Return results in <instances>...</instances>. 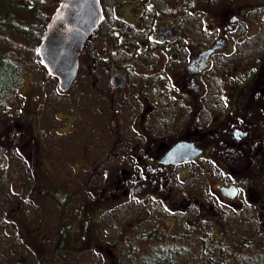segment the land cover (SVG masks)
<instances>
[{
    "label": "flooded vegetation",
    "instance_id": "af4514ba",
    "mask_svg": "<svg viewBox=\"0 0 264 264\" xmlns=\"http://www.w3.org/2000/svg\"><path fill=\"white\" fill-rule=\"evenodd\" d=\"M194 1L203 4L204 9L193 7L186 14L196 12L195 17L205 18V0ZM214 1L212 25L215 26L210 29L214 36L208 41L195 38V30L204 37L201 28L190 30V34L182 23L184 13H175L173 0H166L165 9L158 7L156 0L102 3L105 17L85 40L69 89L72 85H81V99L85 98L90 105L95 100V107L110 104L113 115L107 114L108 124L118 126L124 143L115 185L124 192L131 185L133 190L152 188V196L161 211L185 213L188 227L192 223L204 230L206 222L226 220L224 211L232 212L230 221L240 225L258 221L261 228L256 231L234 228L237 235L229 243L236 260L244 254L242 250L255 247V252L248 255L250 262L263 264L264 41L255 40L260 21L259 17L252 16L254 6L250 0ZM106 9L118 12L115 16L118 25H113V30L106 25ZM134 9L138 12H133ZM261 9L263 21L264 2ZM202 23L204 27L205 22ZM252 24L256 25L254 29ZM191 26L195 27V21ZM112 31L117 37H112ZM193 41L204 44L197 48ZM177 64L179 71H175ZM115 73L119 74L118 85L112 82ZM19 94L27 103L18 109L12 108L15 103L6 104V113L0 117V172L10 173L8 170L12 169L17 155L21 156L33 172L35 183L31 195L36 198L31 197L29 201L37 206L41 204L40 197H45L49 206H57L66 213L71 209L72 200H61L57 180L49 179L43 191L34 177L41 178L36 170L41 169L40 155L45 153L48 134L64 131L68 124L64 121L46 126L44 123L38 132L36 118L44 114L35 111L40 107V93L33 91L29 99L22 90ZM58 111L55 116L61 120L65 114ZM86 113L91 122L94 113L90 109ZM70 115L74 120L78 117L73 112ZM125 122H130L135 138H141L138 144L136 140L130 146L123 140L127 135ZM172 150L173 158L166 159ZM183 155L182 160H175ZM86 170L92 172L93 164ZM172 176L179 179L181 187L177 182L172 185ZM229 188L235 192L233 196ZM81 204L80 223L75 225L69 217L64 222L60 218L50 226L44 210L38 218L40 224L32 225L28 222V210L22 203H15L10 208L12 215L3 214L1 218L5 224L6 221L14 223L16 230L0 222V234L11 235L24 243L32 256L39 259L30 264H60L63 251L74 247L92 248L89 244H94L99 251L110 252L112 245L100 242L101 237L94 235L91 228L99 227L107 219L106 213L116 205L99 196L85 198ZM154 204L141 205L145 214L137 215L138 218H148L147 213H151ZM170 223L172 226L173 220L167 224ZM169 233L171 238L173 232ZM71 234H78L85 244L73 246L78 238L72 239ZM119 241L117 236L114 247ZM7 250L5 256L16 252L13 246ZM112 256L119 257L120 262L121 256L116 253ZM14 263L13 259H7L6 264ZM0 264H3L1 260Z\"/></svg>",
    "mask_w": 264,
    "mask_h": 264
},
{
    "label": "rangeland",
    "instance_id": "374dc122",
    "mask_svg": "<svg viewBox=\"0 0 264 264\" xmlns=\"http://www.w3.org/2000/svg\"><path fill=\"white\" fill-rule=\"evenodd\" d=\"M18 1L20 0H0V57L2 53L5 52L6 56L17 59L23 67V76H26L23 84L21 85L20 83V85L9 94V98H6L8 95L1 98L0 117L6 113V104L15 103L12 107L13 109H18L24 105L26 100L25 98L23 100V96L19 94L21 90L28 96V99L31 97L32 92L36 91L40 93V107L38 105L35 111L44 113L42 116L38 114L36 118L38 132L44 123L46 126L64 121L68 124L66 126L68 129L63 128L64 131L59 133L50 132L48 134L49 141L43 148L45 153L40 155L41 169L36 170L37 173L41 175V178L35 179L34 177V180L41 186V189L45 191L49 179L53 180L55 178L57 180V188L59 189L60 197L62 198L61 200L63 201L67 194H71L69 198L72 200V205L70 211L67 210L66 213L57 206H54L55 208L49 206L44 200L45 197H40V200H42L40 205H33V202L29 201L31 197L36 198L31 195L34 193L33 189L35 185L32 176L33 172L26 167V163L22 157L17 155L12 169L8 170L10 173H4L5 171L0 172V222L3 223L4 226L12 225L14 226V230H16L14 223L6 221L5 224L1 217L3 214L12 215L10 209L12 205L15 203H22L28 210L27 216L29 224L39 225L40 221H38V218L41 217L44 210L45 214H48L49 222L47 223L50 226H54L56 220L59 221L60 218H62V222H64L69 217L73 218L75 225H77L80 223L82 217L79 211L82 207V200L85 198H93L94 196H99L100 198L106 197L109 204L116 206L106 213L108 217L107 219L104 218L103 223L100 224L99 227L95 229L91 228V230L94 235L99 234L101 238H98V240L100 242H107L109 243L108 245H112L110 252H105L104 249L99 251L94 244H89L92 246V248L89 249L74 247L61 253L60 264H132V261H134V264H143V260L149 259L150 257L153 259V254L156 252V249L161 247L164 243L174 244V249L172 251L178 250L179 248L183 250V253L174 252L176 253V258L173 264H198V254H200L202 259L205 257V254L203 255L200 253L203 243H201L198 236L195 235L196 233L198 235L203 233L201 228H197L191 223L189 227L190 234L184 235L181 238L182 241L177 238L173 242V239L170 238L171 234L169 233L167 223H169V220L170 222L173 220L176 231L182 232L183 234L188 227V219L185 213H168L167 211H161L158 206L159 203L155 201V197L152 196L154 194L151 191L153 190L152 188L133 190L134 185H131L128 181L131 185L130 189L124 192L115 185L120 174V172H118V163H121L119 160L121 157V149L124 148V143L121 141L120 133L117 129L118 126L114 123L112 125L115 126H110L108 124L110 119L107 117V114L113 115L110 104H99V106L95 107V100L93 105L86 103V99H81L80 97V89L82 90L81 85H72L70 89L68 88L69 90H62L63 93L59 92L58 79L50 75L45 69L47 72L46 74L39 65L41 62L37 51L39 44L34 48L31 41L23 37L22 34L14 32L13 27L11 28L10 24H7V22L12 19L10 17L11 13L14 14L16 12L15 9H17V6L15 3ZM60 1L61 0H47L46 3L42 4L43 10L41 12L43 17L42 20L44 21L43 26L47 17L49 16L50 18ZM106 1L110 2L112 0H102V3ZM156 1L158 7L165 9L166 0ZM263 2L264 0H250V3L254 6V9L251 11L252 16L254 14L256 18L259 17L260 21L257 25L260 27V31L255 37L256 41H264V20L262 21L260 19L263 14V10L261 9ZM214 3L210 4V7L205 8H211L209 12L206 11L205 18L201 16L195 17L197 14L196 12L191 15L186 14V12L189 10L191 11L193 7L204 9L203 4L199 2L193 4L191 0H183V2L173 0L172 4H174L175 13L179 15L184 13L182 23L185 25V28L189 30L190 34V30L197 27L201 28L200 30L205 34L204 37L202 38L201 33L195 30L197 35L195 38L208 41L214 36V31L210 32V29L215 26L212 25L215 22V17L213 16ZM133 12L138 11L134 9ZM152 12L155 13L154 11ZM117 14L118 12L114 13L112 10L109 11V9H106V25L108 27L118 25L117 18L115 17ZM26 18L25 22H30V16H26ZM20 21H22V19H20ZM193 21H195V27L191 26V22ZM203 21L205 22L204 27ZM255 27L256 25L252 24V29ZM203 44L204 43L195 41L193 46L198 48ZM20 56L22 57L21 59ZM175 66V71H179L177 68L179 67L178 64ZM157 69H161V67H157ZM127 94H129V91H127ZM94 95L97 96L96 93H94ZM116 104L118 105V103ZM116 104L115 107L117 106ZM87 108L94 113L91 122L89 120V115L86 113L89 112ZM57 110L65 114L61 120L55 116ZM37 112L35 113L37 114ZM72 112L73 114H78L75 120L73 116L70 115ZM129 121L132 122V119L129 118ZM130 122H125V133L127 135L123 140H125L126 144L131 146L136 140H138V144L141 138H135L136 132L130 128ZM54 145H57V147H53ZM91 164H93L92 172L86 170V168L89 169L91 167ZM171 178L174 181L172 185L176 182L181 184V182L178 181L179 179L175 178V176ZM181 186L182 184L180 187ZM28 187H30V192L28 191ZM70 200H67V202ZM145 202H155V204L152 205L153 210L151 213H147L150 215L148 218H138L137 215L145 214L142 212L143 206H141ZM88 204L89 202L87 204L85 203V206ZM32 210L35 212L32 213ZM224 213L227 217L226 220L221 222H206V229L211 228V230H215L216 234L222 236L227 242L231 241V239L237 235V231L233 232L234 228L242 231L245 229L256 231L261 228L258 221L244 222L243 225H240L239 222L230 221L232 212L224 211ZM86 214H89V212ZM253 217H255V215H253ZM1 229H4V227H1ZM222 229L226 231L224 235ZM106 231L107 235L104 236L103 234ZM149 235H152V237H149ZM117 236H119L121 241H119L117 247H114L116 246L114 241ZM262 237L263 236H258V238ZM71 238H78V242L76 240L73 241V246H80L82 245L81 243H83V245L85 244L84 239L80 236L78 237V234H71ZM0 246V260L3 264L7 263V259H13L15 262L14 264H30L39 261L37 257L32 256L34 254L23 242L11 235L8 236L7 234L1 233ZM12 246L16 249V252L10 254V256H5L8 254L7 248ZM254 249L255 247L247 251H245V249L242 250L244 254H241L237 260L231 255L230 263L251 264L248 255L251 252H255ZM114 253L121 256V263L119 262V257L115 256L114 258L112 256ZM102 254L109 256V258L105 256L103 259ZM262 256L264 257V251Z\"/></svg>",
    "mask_w": 264,
    "mask_h": 264
},
{
    "label": "trees",
    "instance_id": "16d2710c",
    "mask_svg": "<svg viewBox=\"0 0 264 264\" xmlns=\"http://www.w3.org/2000/svg\"><path fill=\"white\" fill-rule=\"evenodd\" d=\"M47 0H20L16 2L17 9H15V13H11V20L7 22L10 24L11 28L13 27L14 32L20 33L23 37H26L29 41H31L34 48L37 47V44L40 43L46 31V24L49 16L46 19V22L43 26V17H42V4L46 3ZM214 0H205V8L210 7V4H213ZM193 4L198 3V1L191 0ZM19 9V10H18ZM211 8L206 9L209 12ZM26 16H30V22H25L27 19ZM9 17V18H10ZM22 19V21H20ZM114 27H111L113 30ZM113 32V31H112ZM114 34V35H113ZM112 37H117V33L113 32ZM39 42V43H38ZM35 53V52H34ZM22 57L20 56V59ZM39 60V59H38ZM40 62V61H39ZM42 69L47 74L45 68L42 63L39 64ZM23 77V67L17 61V59H12L9 56L5 55V52L2 53L0 57V101L1 98L7 96L9 98L10 95L16 87H18L21 83ZM69 195L67 194L64 202L69 200ZM95 197V196H94ZM66 207V206H65ZM171 223L167 227H169V231H172L173 234L171 238L173 242L179 238L182 241V237L184 235H189V227L186 228L187 232L183 233L176 231V227L173 225L170 226ZM185 230V231H186ZM211 228H207L203 230V233L198 235L199 240L203 243V247L200 251L203 255L205 254L204 259L201 258L200 254H198V264H231L230 257L233 255L231 252V245L227 240H222L218 234L212 232ZM223 232H226L222 229ZM174 249V244L164 243L161 247L156 249V252L153 254V259L150 257L149 259L143 260V264H173L176 258V253H183L182 248L178 250L172 251ZM176 249V248H175ZM264 258V257H263ZM135 260V259H134ZM264 264V259L262 260ZM134 264V261H132Z\"/></svg>",
    "mask_w": 264,
    "mask_h": 264
},
{
    "label": "water",
    "instance_id": "95a60500",
    "mask_svg": "<svg viewBox=\"0 0 264 264\" xmlns=\"http://www.w3.org/2000/svg\"><path fill=\"white\" fill-rule=\"evenodd\" d=\"M104 17L101 0H61L50 16L37 51L45 69L58 79L59 89L71 86L85 40ZM112 82L118 85V73L113 75ZM173 153L168 152L166 159L173 158ZM183 158L184 155L175 160ZM229 191L232 196L235 194L232 188Z\"/></svg>",
    "mask_w": 264,
    "mask_h": 264
}]
</instances>
